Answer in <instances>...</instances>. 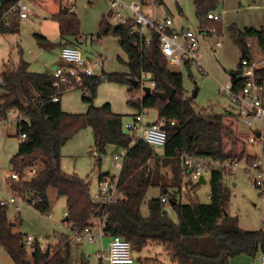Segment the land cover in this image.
<instances>
[{"label": "trees", "instance_id": "16d2710c", "mask_svg": "<svg viewBox=\"0 0 264 264\" xmlns=\"http://www.w3.org/2000/svg\"><path fill=\"white\" fill-rule=\"evenodd\" d=\"M18 1L0 0V33H16L17 27H8L4 20L8 10ZM31 1L58 24L60 41L76 42L80 39L79 20L62 6V0ZM222 1L192 0L201 30L209 32L215 29L219 36L221 26L218 22L207 20V15L214 12ZM162 4L163 0H154V5ZM110 20L111 12L102 17L95 38L113 36L117 39L126 57L123 63L127 73L106 74L105 80L83 78L79 89L83 91L82 100L89 105L85 114L63 112L59 99L62 92L67 91L66 87H61L59 93L52 73H30L27 71L28 64L21 58L15 70L5 68L0 73V120L6 119L7 112H16L22 117L16 125L17 135L26 136L9 161L12 173L19 176L18 181L7 180L10 192L38 213L45 214L50 208L47 191L52 188L57 196L65 199L64 223L70 233L82 230L92 219H98L104 213L107 216L104 235L119 236L130 242L135 254L141 253L151 243L160 244L171 264H229L230 260L239 256L255 258L264 254V231L240 230L236 220L225 213L230 191L225 186V177L220 169L210 173L208 204L193 200L200 182L192 187L186 185L187 203L182 204L180 200L184 175L178 160L181 154L208 159L219 165L243 160L246 164L252 163L254 158L245 156L243 147L238 148L240 141L236 130L239 118L233 113L218 115L208 108L197 109L193 99L185 94L181 74L170 71L160 53L158 35L151 33L150 42L146 44L144 38L134 32L131 20L125 25H114ZM227 30L240 51V61L245 59L250 62L258 55L264 57V28L238 30L232 25ZM34 38L45 49L52 46L42 35L36 34ZM253 48L257 53L253 52ZM240 61L236 70L230 73L234 91L244 81ZM186 68L190 70L188 65ZM254 74L258 83L264 86V67H256ZM104 81L128 86V94L139 90L142 82H154L149 95L143 94L136 101L130 99L128 104L136 113L155 110L156 121L162 123L166 133L160 155L140 140L132 144V138L122 130L124 116L112 113L109 104L101 107L92 105L96 87ZM131 81L137 82L136 87ZM160 81L174 90V96L168 101L158 97V93L163 91ZM54 95H58L57 102L52 101ZM85 128L92 130L95 166L99 167L100 157L106 154L107 146L126 151L117 179L122 200L116 203L100 206L91 198L86 179L61 170L62 145ZM149 162H152L153 170L147 167ZM164 167H170V181L160 173ZM29 169L35 172L25 176ZM106 177L109 175L99 174L98 180ZM149 188H159L161 194L148 201V214L143 216L140 207ZM162 197L168 200L167 204L161 202ZM166 205L175 212L177 223L168 218ZM6 212L7 208L0 207V247L13 264H71L68 235H60L48 253L34 239L29 260L25 251L26 237L13 232L20 221L10 222ZM145 261L162 264L155 259ZM79 264H89L83 254L79 257Z\"/></svg>", "mask_w": 264, "mask_h": 264}, {"label": "rangeland", "instance_id": "374dc122", "mask_svg": "<svg viewBox=\"0 0 264 264\" xmlns=\"http://www.w3.org/2000/svg\"><path fill=\"white\" fill-rule=\"evenodd\" d=\"M21 1L27 7L25 20L19 19V11L16 5L8 10L5 15L4 21L6 25L8 27L16 26L17 31L13 34L0 33V73L5 68L15 70L20 58L29 64L27 71L30 73H52L54 66L60 64L61 47L59 45L58 24L51 18L47 19L48 15L45 11L31 0ZM68 1L75 5V14L80 24V36L86 37L85 41L80 45L83 57H102L105 74L127 73V68L123 63L126 60L125 54L116 43L113 46L111 43H101L103 39V41L108 39L115 40V37L106 36L96 39V36H93L92 41L90 40V34H94L98 29V25H94L96 15L103 7L109 10L105 1L90 0V5H88L87 0ZM126 1L129 2L130 0ZM239 1L223 0L214 13L219 14L221 20L226 24L233 22L239 27L252 26L256 28L259 25H264V0H248L250 1L248 4L252 6V8H248L249 10L247 9L246 0L244 1L245 3ZM238 3L242 4L241 8L243 11L236 14ZM223 10H226L227 13L223 14ZM144 13L153 14L155 18L159 19L169 17L175 20L176 24L201 33L192 0H163V4L160 6L149 5L145 8ZM110 21L112 23V20ZM227 27L223 25V35L221 37H200L198 42V64L201 70L197 68L191 69L192 76L188 77V73L183 66L170 68V71L181 74L182 86L187 97H192L194 91H196L195 97L192 99L197 109L208 108L218 115H226L234 111L222 90L230 84L229 73L236 70L240 57L238 47L233 42ZM36 34L45 37L52 46L45 49L34 38ZM221 34L222 29L220 28L219 35ZM215 41L221 42L220 48H213ZM253 52L257 53L254 48ZM82 94L83 91L79 88L62 92L60 95L62 111L68 114H85L89 105L82 100ZM131 95L140 97L141 93L137 90L132 94H128V86L104 81L96 87L92 105L101 107L107 103L110 105L112 113L124 116L123 122L128 121L131 117L129 115L136 112L128 104ZM147 114L150 121L155 120L157 117L155 110H147ZM244 128L242 121L239 120L236 130L237 139L240 141L238 148L240 150L243 147L244 155L254 158L252 163L258 160L261 161L262 169L264 170V154L262 153L264 120L254 125V130H259L262 135L261 139L254 144H249L245 141L247 131ZM18 145L19 136L17 135L16 124L12 122L0 124V199L2 200L7 199L9 194H12L5 180L12 173L9 161L16 153ZM159 150L155 151L157 155L160 153ZM92 151H94L92 130L90 128L82 129L62 145L60 167L66 174L71 175L75 172L82 177L87 176L89 194L93 201L97 202L98 175L108 173L109 176H115L118 174V169L114 167L113 157L118 155L119 151L113 146H107L106 154L100 157L99 167L94 165L95 160L93 153H91ZM252 163L246 164L244 160L238 163L230 162L229 167L225 169L226 176L224 177H228L227 175L230 176L233 173L231 177L225 178V186L230 191V198L225 213L236 220L240 230L264 231V181L261 188L253 187L251 175L247 173ZM235 164H237L236 167H233ZM147 165L150 170H153L152 162ZM31 171L35 172L29 169L25 174H29ZM169 172L170 167L160 169L161 175L167 181H170ZM203 179L205 184L198 188L193 200L200 204H208L210 175L205 174ZM186 180V178L183 179V184ZM160 194L159 188H149L140 207V212L143 216L148 214V201L160 197ZM185 194L183 192L180 196L182 204L187 203ZM47 198L50 208L45 214L38 213L23 201L15 204L17 209L15 206H8L6 212L7 217L12 222L16 218L20 221V225H17V232L24 235V237L36 239L42 245L43 250L52 249L60 235H71L69 229L63 224L66 212L65 199L57 196L56 191L52 188L47 191ZM165 211L168 218L172 222L177 223V216L169 205L165 206ZM70 242L71 264H79L81 254L84 255L89 264H96L95 254L99 248L98 242L92 244ZM102 242L104 244L103 247H105L107 238ZM31 245L25 244L26 256L29 260L32 255ZM132 256L134 264H155L153 261L146 262L145 259H155L163 264H167V261H169L164 247L156 243L149 244L141 253H133ZM0 264H13L1 247ZM229 264H255V260L247 256H239L230 260Z\"/></svg>", "mask_w": 264, "mask_h": 264}, {"label": "built area", "instance_id": "2783aa9c", "mask_svg": "<svg viewBox=\"0 0 264 264\" xmlns=\"http://www.w3.org/2000/svg\"><path fill=\"white\" fill-rule=\"evenodd\" d=\"M107 2L109 3L111 20L114 25H125L131 20L134 23V32L144 38L146 44L150 42L151 33L158 35L159 50L169 68L183 66L186 71L188 70L186 65L189 66L190 70L196 68L198 66L197 51L199 38L206 34L216 36L215 29H211L209 32L200 30L201 33L189 29L177 30L173 27L172 19L154 20L145 16L143 8L148 4L154 5V0H132L131 2H127L126 0H107ZM143 3H146V5H143ZM16 7L19 11V19L26 18V5L19 0ZM207 20L219 22L220 17L212 12L207 15ZM216 45L219 47L220 43H216ZM259 57V59H254L250 62L245 59L240 61L243 68L242 78L244 81L238 90L234 91L231 83L222 90L230 105L235 109L234 114L237 115L246 128L247 136L245 141L249 144H254L259 140L256 138L254 125L264 120V86L258 83L254 74L256 67H264V57ZM52 76L55 78L54 86L58 89L59 93L63 86L67 90L80 88L82 79L85 77H96L100 80L106 79V74L103 71L102 57H83L81 51L74 46H63L61 48L60 64L54 68ZM154 85V82H149L148 84L142 82L139 89L141 96L135 97L131 95L130 99L132 101L140 99L144 94L143 88L149 87L152 90ZM52 101L57 102L58 95H54ZM21 120L22 117L16 112L9 111L7 112L6 119L0 120V124H9L12 122L17 125ZM24 122L29 127L26 119H24ZM161 128L162 123L150 121L146 110L135 112L130 117V120L122 123V130L132 138V144L140 140L154 151L162 149L165 144L166 133ZM25 139L26 136L24 134L19 135V143L24 142ZM125 154L126 151L121 150L118 155H114L113 157L114 167L118 169V174L121 170ZM93 157H95L94 152ZM178 160L184 171L183 179H187L181 189V193L185 192L186 185L192 187L193 184L199 183L205 174L210 175L211 171L215 169H220L222 175L226 176L225 169L230 165V161L219 165L211 160L184 153L179 156ZM236 165H233V167H236ZM33 173L31 171V173L25 174V176H30ZM247 173L251 175L253 187L261 188L263 186L264 170L262 169L261 161L258 160L252 163ZM118 174L98 181L96 203L100 206H106L122 200V196L119 194L117 188ZM8 179L17 181L19 180V176L13 172L5 181ZM160 200L162 203H168L165 197H162ZM20 201V198L9 194L7 199H0V207L8 208V206H14ZM64 216L66 217V213ZM106 218V214L103 213L100 218L92 219L82 230L73 234L70 233V241L76 244H83L84 242L91 244L96 239H101L104 236L103 228ZM109 237L110 241L107 248L100 249L96 253V264H134L131 243L119 236ZM33 241L34 239L32 237H26L25 244H32ZM257 264H264V254H260Z\"/></svg>", "mask_w": 264, "mask_h": 264}, {"label": "crops", "instance_id": "0c3cea01", "mask_svg": "<svg viewBox=\"0 0 264 264\" xmlns=\"http://www.w3.org/2000/svg\"><path fill=\"white\" fill-rule=\"evenodd\" d=\"M105 1V3H106V5L108 6V8H109V3L107 2V0H104ZM132 0H130L129 2H131ZM240 1H245V0H240ZM239 1V2H240ZM250 1H248V0H246V3H247V9L248 8H252V6H250L248 3H249ZM87 3H88V5H90L91 4V1L90 0H87ZM245 3V2H244ZM62 6L63 7H65V8H67L69 11H71V12H73L74 14H75V11H76V8H75V5L74 4H72V3H70L68 0H62ZM241 6H242V4L241 3H238V12L236 11V14L237 13H239L240 11H243V9L241 8ZM148 6H145L144 8H143V13H144V10H145V8H147ZM152 10V9H151ZM249 10V9H248ZM110 13V8H109V10L106 8V7H103L102 8V10H100L99 12H98V14L96 15V20H95V26H97L98 25V27H99V23H100V21H101V19H102V17H104V16H107L108 14ZM223 14H226L227 13V11L226 10H223V12H222ZM76 15V14H75ZM144 15L145 16H147V17H149V18H151V19H154V20H165V19H171V18H169V17H166V18H161V19H159V18H155L154 17V15L153 14H150V15H148V14H146V13H144ZM217 15H219V14H217ZM219 17H220V15H219ZM50 17H47V19H49ZM26 18H24V19H20V20H25ZM172 21H173V27L175 28V29H177V30H179V29H189V28H185V27H183L182 25H179V24H176V22H175V20H173L172 19ZM111 22V21H110ZM112 23H113V21H112ZM219 25L221 26V29H222V34L221 35H219V36H215V37H221L222 35H223V25H226V27L228 26H232V25H234L238 30H243L244 28H253V29H259V28H264V25H259L257 28L256 27H252V26H241V27H239L237 24H235V23H233V22H228V23H230V24H226L225 22H223L222 20H221V17H220V20H219ZM114 24V23H113ZM198 25H199V23H198ZM199 29H200V27H199ZM189 30H191V29H189ZM201 30V29H200ZM199 30V31H200ZM59 33V32H58ZM94 34H98V29L96 30V32L94 33ZM93 33H91L90 34V40L92 41V37L93 36H96V35H94ZM206 36H211V35H209V34H206V35H202L201 37L202 38H205ZM85 39H86V37H80V39L78 40V41H76V42H74V41H60L59 42V45H60V47L62 48L63 46H74V47H76V48H78L79 50H81V47H80V45L85 41ZM200 39V38H199ZM60 40V39H59ZM104 40V39H103ZM101 41V43L103 44L104 42H106V43H111L112 44V46H113V44L114 43H116V45L119 47V44H118V41H117V39L115 38V40L114 39H112V40H110V39H108L107 41ZM105 40H106V38H105ZM71 42V43H70ZM216 43H220V46L219 47H217V45H216ZM221 42H219V41H215V43H214V49H218V48H220L221 47ZM198 50H199V47H198ZM238 51H239V49H238ZM239 55H240V51H239ZM241 57V56H240ZM240 57H239V61H240ZM260 57L259 56H257L256 57V59H259ZM20 60V59H19ZM197 60H198V51H197ZM19 62V61H18ZM239 63V62H238ZM28 64V63H27ZM238 65V64H237ZM18 66V65H17ZM28 68H29V64H28ZM27 68V69H28ZM197 69H199V70H201V68H200V65L198 64V66L196 67ZM186 70V69H185ZM231 72H234V71H231ZM230 72V73H231ZM229 73V75H230V78H231V74ZM230 82V81H229ZM59 101H60V99H59ZM232 109L234 110L232 113L234 114L235 113V109L232 107ZM231 113V112H230ZM133 114H131V115H129V116H132ZM153 121H156V119L155 120H153ZM244 129H246V128H244ZM255 132H256V134L257 133H260L261 134V132L259 131V130H254ZM261 137H262V135H261ZM261 139V138H260ZM160 151V153H161V149L159 150ZM93 152V151H92ZM160 153H159V155H160ZM94 158V160H95V157H93ZM164 168H166V167H164ZM73 174H76L77 176H79L80 178H83V179H86V182H87V184H88V189H89V183H88V177L87 176H84V177H82V176H80L78 173H73ZM106 174H108V173H106ZM233 174V173H232ZM232 174L229 176V175H227L228 177H225V178H229V177H231L232 176ZM169 175H170V172H169ZM169 178H171V175H170V177ZM204 180V179H203ZM99 181V180H98ZM226 181V180H225ZM185 183L186 182H184V184H183V180H182V184H181V188H180V192H181V189H182V187L185 185ZM204 184H205V181H204ZM15 206V205H14ZM15 208L17 209V207L15 206ZM7 219L10 221V222H12L8 217H7ZM18 220V218H16L14 221H17ZM13 221V222H14ZM63 224H64V220H63ZM65 225V224H64ZM66 226V225H65ZM67 227V226H66ZM18 230H17V226H15L14 228H13V232H15V233H18L17 232ZM105 238H107V245L105 246V247H103V245L104 244H102L103 242V240H105ZM109 241H110V237L109 236H107V235H104L101 239H96L94 242H98L99 243V248L96 250V253L100 250V249H106L107 248V246H108V243H109ZM93 242V243H94ZM92 244V243H91ZM95 256H96V254H95ZM260 256V254H258L255 258H254V260H255V264H257V261H258V257ZM161 263V262H160ZM163 264V263H162ZM167 264H171L170 263V261H167Z\"/></svg>", "mask_w": 264, "mask_h": 264}, {"label": "water", "instance_id": "95a60500", "mask_svg": "<svg viewBox=\"0 0 264 264\" xmlns=\"http://www.w3.org/2000/svg\"><path fill=\"white\" fill-rule=\"evenodd\" d=\"M57 65L54 66V68L56 67ZM187 73H188V77H191L192 74H191V71L188 69L187 70ZM161 82V85H162V88H163V91L158 93V97L162 100V101H168L170 100L173 96H174V90L171 89L165 82L163 81H160ZM131 84L136 87L137 85V82L136 81H131ZM143 92L145 95H149L151 93V89L149 87H144L143 88ZM195 94H196V91H194L193 95L191 98L195 97ZM163 130V127L161 128ZM256 138L257 139H260L261 138V134L260 133H257L256 134ZM201 183V185L204 184V180L203 178L200 179L199 181ZM64 221H66V219H64ZM48 253V250L46 251Z\"/></svg>", "mask_w": 264, "mask_h": 264}]
</instances>
